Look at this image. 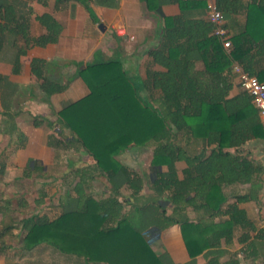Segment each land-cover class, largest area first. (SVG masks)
<instances>
[{"label": "trees", "instance_id": "16d2710c", "mask_svg": "<svg viewBox=\"0 0 264 264\" xmlns=\"http://www.w3.org/2000/svg\"><path fill=\"white\" fill-rule=\"evenodd\" d=\"M76 1L89 9L87 0ZM96 1L114 5L116 0ZM141 1L163 19L162 36L149 52L151 63L163 70L147 75L145 87L152 101H143L120 63L109 60L76 71L88 94L57 113V121L105 178L110 195L94 200L74 187L73 195L66 192L59 200L55 218L32 214L20 219L24 251L44 244L85 263L172 264L164 254L153 251L150 243L161 231L177 225L190 261L207 250L203 253L206 264H218L217 256H210L209 251L219 249L221 241L229 244L238 228L244 231L239 242L249 239L247 232L254 226L238 208L247 196L235 195L229 201L225 189L251 182L255 168L246 157L225 150L264 134L249 96L242 91L233 97L228 93L233 86L232 61L264 82V66L259 65V59H264V0H214L222 16L244 15L242 31L231 38L233 50L228 55L207 21L188 16L204 8L203 0ZM2 5L6 3L0 0ZM166 5H177L179 13L164 17L160 8ZM47 20L45 15L37 17L42 26ZM19 31L25 48L55 41L52 37L24 38L26 22L20 23ZM43 64L41 60L30 63L32 76L41 80V91L46 96L63 91L70 79L64 84L47 81L41 76ZM16 66L17 62L14 72ZM179 136L187 141L200 139L201 152L190 154L183 145H175L173 140ZM130 145L152 146L149 189L157 199H118L122 188L135 198L143 187L142 177L115 158ZM209 146L205 155L204 147ZM179 161L185 164L181 179L174 168ZM123 205L128 206L126 211ZM187 208L207 220L194 223L187 217ZM216 215L224 219L214 223Z\"/></svg>", "mask_w": 264, "mask_h": 264}, {"label": "crops", "instance_id": "0c3cea01", "mask_svg": "<svg viewBox=\"0 0 264 264\" xmlns=\"http://www.w3.org/2000/svg\"><path fill=\"white\" fill-rule=\"evenodd\" d=\"M87 1L89 9L76 0H2L6 5L0 6V264H19L23 258L19 253L22 251L20 219L38 214L51 220L59 214L58 186L80 187L87 181L80 177V172H91L88 181H102L108 186L105 178L94 169L91 158L72 141L74 136L57 121L60 110L88 94L86 85L75 76L76 71L87 64L117 61L145 102L152 101L145 87L148 73L163 71L153 65L149 57L162 36V17L147 10L141 0H116L114 5L106 1ZM248 1L240 0L241 3ZM160 11L164 17L179 13L177 5L162 6ZM41 15L48 17L45 26L37 21ZM188 16L206 21L204 8L192 10ZM22 22H26L24 38L52 37L54 43L29 44L25 48L23 32L19 31ZM243 23L242 13L223 16L222 26L227 31L231 51V38L242 31ZM121 32L124 35H120ZM20 50L24 52L19 54ZM32 60L43 61L41 76L47 81L64 84L70 79L67 87L46 96L40 89L41 80L35 79L30 72ZM235 65L237 62L232 61L233 86L228 97L241 92L232 71ZM259 65L264 66V59H259ZM200 67L197 63L196 70ZM256 120L264 134L257 113ZM189 142L191 154L201 152L200 139H189ZM143 149L130 145L115 158L129 168L128 160L134 163ZM210 149L211 146L204 147L205 155ZM225 151L246 157L255 168L251 182L225 189L229 201L235 195L247 196L238 208L244 211L254 228L247 232L246 242H239L238 237L244 231L236 229L229 244L221 241L220 248L210 250L209 255L217 256L218 264H264V136L252 137L239 147ZM174 168L181 179L185 164L175 162ZM74 173L79 174L73 179ZM69 176L71 179H67ZM51 187L57 189L51 190ZM32 189L36 196L27 198L26 191ZM187 217L194 223L200 218L207 220L190 208H187ZM223 219L216 215L213 222ZM5 226L11 227L5 230ZM151 244L153 251L164 254L172 264H206L203 253L207 250L190 261L177 225L161 231ZM44 246L40 244L32 250L48 248Z\"/></svg>", "mask_w": 264, "mask_h": 264}, {"label": "rangeland", "instance_id": "374dc122", "mask_svg": "<svg viewBox=\"0 0 264 264\" xmlns=\"http://www.w3.org/2000/svg\"><path fill=\"white\" fill-rule=\"evenodd\" d=\"M173 143L183 145L186 150L189 152L191 148V143L185 138L176 137L173 140ZM190 153V152H189ZM191 154V153H190ZM152 157V146L148 145L144 147V149L138 154L136 157L134 163L132 161L129 162L128 165L129 169L133 170L137 174H139L142 177L143 180V187L139 194L135 197H129L128 193L129 191L125 188H122L120 190V197L118 199H157L155 198L152 191L149 189V181L153 177V171L150 170V161ZM128 158V157H127ZM122 161H125L124 159H121ZM127 160V159H126ZM81 178L83 180H90L92 173L91 172H80ZM75 174V173H74ZM79 173H76L73 176V179L78 175ZM67 179H71V176H69ZM82 182L80 185V189L82 190L83 194L90 197V198H97V199H104L110 195L109 186H106L105 183L102 184V181L99 183H91L90 181ZM51 190H56L57 188L51 187ZM74 186L70 185L69 187L63 185L58 186V189L56 190L58 193V199H63L64 193L69 191L71 195L72 189ZM50 190V188L48 189ZM67 190V191H66ZM27 198L35 197V189L26 191ZM51 198V197H50ZM53 199H56V197H53ZM94 199V200H97ZM167 206V205H166ZM124 208L127 209L125 205H123ZM166 214H169V207L166 208ZM151 244V243H150ZM46 246V245H45ZM44 246V247H45ZM151 246H154L151 244ZM47 249H40L37 248L35 250L31 251H20L19 253L23 256V258L19 261V264H73L70 261H79L81 264H86L85 261L79 257H76L74 255H68V254H62L58 252L57 250H54L52 247L47 246Z\"/></svg>", "mask_w": 264, "mask_h": 264}, {"label": "built area", "instance_id": "2783aa9c", "mask_svg": "<svg viewBox=\"0 0 264 264\" xmlns=\"http://www.w3.org/2000/svg\"><path fill=\"white\" fill-rule=\"evenodd\" d=\"M203 1L205 19L212 26L211 33L219 39L224 53L228 55L231 51L230 42L227 31L222 26L223 16L216 8L214 0ZM119 34L124 35V32ZM232 71L236 76L238 88L249 96L250 102L264 126V83L260 82L255 76L244 72L238 65L233 66Z\"/></svg>", "mask_w": 264, "mask_h": 264}]
</instances>
